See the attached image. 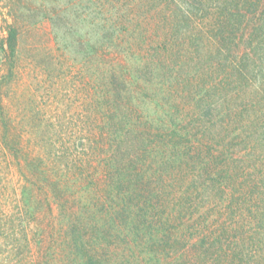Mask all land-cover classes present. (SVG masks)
I'll list each match as a JSON object with an SVG mask.
<instances>
[{"label":"trees","instance_id":"trees-1","mask_svg":"<svg viewBox=\"0 0 264 264\" xmlns=\"http://www.w3.org/2000/svg\"><path fill=\"white\" fill-rule=\"evenodd\" d=\"M1 1L0 170L22 183L0 191V264H264V0L68 2L95 21V44L71 46L96 72L67 157L27 155L1 94L25 20L72 32L69 7Z\"/></svg>","mask_w":264,"mask_h":264},{"label":"rangeland","instance_id":"rangeland-1","mask_svg":"<svg viewBox=\"0 0 264 264\" xmlns=\"http://www.w3.org/2000/svg\"><path fill=\"white\" fill-rule=\"evenodd\" d=\"M70 1L54 0L53 3L45 2L44 6L53 13L54 10L68 8ZM6 7L0 0V39L5 35L4 18L11 22ZM66 15L74 21L72 32H66L60 24L47 19L42 18L36 24L31 19L25 20L15 78L2 87L3 104L17 123L15 128L22 133L24 151L29 156L49 152L52 156L67 157L77 153L74 143H77L78 149L82 143L85 110L83 78L85 73L96 72V62L93 56L87 58L86 50L76 48L75 51L71 45L76 47L81 41L94 45L96 27L95 21L89 25L91 17H86L87 11L80 5L69 7ZM7 74L8 67L0 53V79ZM2 168L0 191L12 199L22 180L15 167L10 171ZM6 172L4 176L7 178H2L1 174ZM52 205L53 214L43 213L36 223V226L45 229V233L40 235V243L39 240L32 242L28 256L32 263L42 257L47 247L49 223L58 217L59 211L54 203Z\"/></svg>","mask_w":264,"mask_h":264}]
</instances>
